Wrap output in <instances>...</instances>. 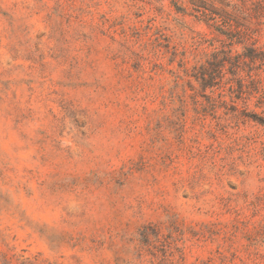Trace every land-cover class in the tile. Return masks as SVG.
<instances>
[{"label":"rangeland","instance_id":"obj_1","mask_svg":"<svg viewBox=\"0 0 264 264\" xmlns=\"http://www.w3.org/2000/svg\"><path fill=\"white\" fill-rule=\"evenodd\" d=\"M232 38L188 0H0V264H264Z\"/></svg>","mask_w":264,"mask_h":264},{"label":"trees","instance_id":"obj_2","mask_svg":"<svg viewBox=\"0 0 264 264\" xmlns=\"http://www.w3.org/2000/svg\"><path fill=\"white\" fill-rule=\"evenodd\" d=\"M217 2L220 8L205 6L204 0H188L192 8L200 11V15L211 22L222 34L227 37H233V42H248L243 45L244 50L238 54L234 63L236 68L239 64L246 61L258 65V68L264 65V51L256 46L261 32L264 34V0H240L239 3L230 4L223 0H211ZM177 1L173 4L177 6ZM231 11H227V8ZM257 73H248L252 80Z\"/></svg>","mask_w":264,"mask_h":264}]
</instances>
